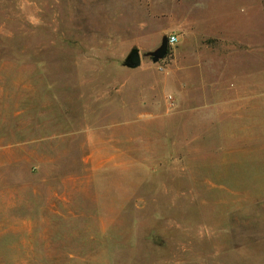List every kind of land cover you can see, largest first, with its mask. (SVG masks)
Listing matches in <instances>:
<instances>
[{
  "label": "rangeland",
  "instance_id": "rangeland-1",
  "mask_svg": "<svg viewBox=\"0 0 264 264\" xmlns=\"http://www.w3.org/2000/svg\"><path fill=\"white\" fill-rule=\"evenodd\" d=\"M262 124L264 0H0V264H264Z\"/></svg>",
  "mask_w": 264,
  "mask_h": 264
},
{
  "label": "water",
  "instance_id": "water-1",
  "mask_svg": "<svg viewBox=\"0 0 264 264\" xmlns=\"http://www.w3.org/2000/svg\"><path fill=\"white\" fill-rule=\"evenodd\" d=\"M166 52L167 42L164 41L162 45L152 53V61H157L159 58L163 57ZM126 64L131 68H135L140 64V54L136 49L131 51L128 58L126 59Z\"/></svg>",
  "mask_w": 264,
  "mask_h": 264
},
{
  "label": "crops",
  "instance_id": "crops-1",
  "mask_svg": "<svg viewBox=\"0 0 264 264\" xmlns=\"http://www.w3.org/2000/svg\"><path fill=\"white\" fill-rule=\"evenodd\" d=\"M233 82V83H232ZM235 82V80L233 81V79L228 83L229 85L226 87H224V88H238V86H237V84H236V82ZM220 88V87H219ZM221 88H223V87H221ZM236 94H238V93H236ZM260 122H258L257 124H259ZM264 125L262 124V125H258V127H260V128H262ZM245 128H247V132H248V137H249V139H250V141H252V143H253V140H256V141H259L260 142V140L258 139V138H264V128L263 129H261V130H259V131H257V134L256 135H254V133H255V131H253L250 127H245ZM251 133V134H250ZM255 136V137H254ZM238 149H240V148H238ZM237 149V150H238ZM248 149V150H247ZM247 149H243V150H239L238 152L239 153H243V154H245V153H247L248 151H250V150H252L251 149V147H248Z\"/></svg>",
  "mask_w": 264,
  "mask_h": 264
},
{
  "label": "built area",
  "instance_id": "built-area-1",
  "mask_svg": "<svg viewBox=\"0 0 264 264\" xmlns=\"http://www.w3.org/2000/svg\"><path fill=\"white\" fill-rule=\"evenodd\" d=\"M177 42V36L175 34H170L168 37V43L170 45L175 44Z\"/></svg>",
  "mask_w": 264,
  "mask_h": 264
}]
</instances>
